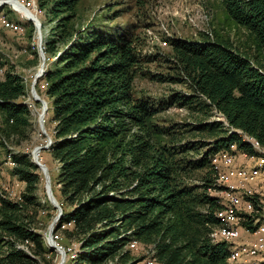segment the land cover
Masks as SVG:
<instances>
[{"label": "trees", "instance_id": "trees-1", "mask_svg": "<svg viewBox=\"0 0 264 264\" xmlns=\"http://www.w3.org/2000/svg\"><path fill=\"white\" fill-rule=\"evenodd\" d=\"M78 1L35 0L39 11L57 20L43 45L46 57L63 43L35 87L53 123L48 151L58 165L56 189L51 182L62 208L53 232L72 223L60 232L76 244V257L65 264H104L115 256L120 264H136L128 248L133 241L152 245L158 264H229L228 246L210 239L222 209L206 191L218 188L210 159L233 148L255 154L246 137L264 149V0H227L224 6L249 34L252 54L206 35L169 40L163 59L172 74L145 75L184 83L189 93L160 98L134 94L141 64L155 56H140L129 35H109L97 25L69 30ZM25 95L23 78L5 69L0 132L7 138L30 127ZM174 105L193 121L158 119ZM213 114L223 120H212ZM11 157V173L25 186L18 200L0 193V264H41L44 240L26 210L40 205L35 192L42 177L28 153ZM196 169L205 170L199 182L186 180ZM247 218L246 228L255 230L254 219Z\"/></svg>", "mask_w": 264, "mask_h": 264}, {"label": "rangeland", "instance_id": "rangeland-1", "mask_svg": "<svg viewBox=\"0 0 264 264\" xmlns=\"http://www.w3.org/2000/svg\"><path fill=\"white\" fill-rule=\"evenodd\" d=\"M19 1L31 12L29 13L24 6H21L15 0H6L4 4L0 2V74H3L5 69L12 68L23 78L26 85V95L23 97V101L31 111V124L25 133H15L9 138L0 132V190L4 189L5 192L2 193H5L12 200H18L24 191L25 183L20 182L19 178H12L11 176V169L14 166L11 154L28 153L33 162L36 159L42 167L45 166L46 172L43 168L38 167L42 183L39 184L35 194L40 205H29L26 212L34 215L36 227L34 229L42 235L44 240L43 247L46 261H41V264H53V262L54 264H65L66 259L72 260L76 257V244L72 243L73 239L69 236H64L65 233L60 232L61 230L58 232L52 231V238L56 242V246L53 245L54 242L49 236L48 230L51 227L49 228L48 225L56 214L57 208L50 196L47 183H50L51 189V181H53L55 189L58 186L54 181L58 165L52 159L48 149L40 148L36 152L39 146L45 145L48 138H51L53 123L50 120L51 114L47 112L48 102L39 96L35 87L38 78L43 76L48 67L51 68V63L55 59L54 56L63 48V43H57V52L46 57L43 45L45 40L53 36L52 33L56 30L57 20L39 11L35 0ZM226 1L79 0L74 7V17L67 25L69 30L82 29L87 25H97L98 29L109 35H114L117 32L129 35L134 39L140 56H155L152 60L141 64L133 83L134 94L160 98L173 92L189 93L184 83L175 81L159 82L145 75V72L161 75L172 74L171 63L163 58L170 52L169 40L173 38L195 41L206 35L210 39L228 40L238 51L252 54V40L247 31L226 14L224 7ZM4 20L7 22L4 23ZM36 20L39 21L40 28ZM31 28L34 29L32 33H30ZM39 31L41 32L40 39ZM39 41H41L40 45ZM39 49H41L44 58L41 56ZM33 52L36 53V56ZM36 57L38 58L37 65L34 62ZM40 68H43L44 71L40 77L36 78L34 90L47 105V110L43 116L45 133H43L37 121L39 114L42 112V104L36 100L31 87L34 74ZM40 90L44 91V88L40 87ZM36 102H39L40 105H36ZM157 117L161 121L167 119V121L173 120L177 123H191L193 121L192 115L185 108L177 105L167 107ZM211 119L223 120L221 116L215 114L212 115ZM246 140L249 142L250 138L246 137ZM235 151L234 148L228 153L237 155L235 162L237 169L251 164L247 158H244V162L240 164L239 153ZM215 155L210 159L211 166H216L223 172H230L235 181L237 178L236 170L225 168L220 163L213 164L212 160ZM204 171V169H196L191 172L186 180L197 183ZM47 175L49 181L46 180ZM210 178L214 180L211 175ZM206 191L212 195V190L207 189ZM55 192L57 193L56 190ZM52 194L57 200L53 190ZM54 225L55 223L53 228ZM128 248L133 249L132 254L137 260L136 264H158L154 258L152 245H144L139 241L138 243L133 241L129 243ZM63 249L71 253H64V260L61 263L60 256ZM67 264L75 263L69 262ZM104 264L120 263L117 256H115L107 259Z\"/></svg>", "mask_w": 264, "mask_h": 264}, {"label": "bare ground", "instance_id": "bare-ground-1", "mask_svg": "<svg viewBox=\"0 0 264 264\" xmlns=\"http://www.w3.org/2000/svg\"><path fill=\"white\" fill-rule=\"evenodd\" d=\"M28 12L30 9H25ZM30 13V12H29ZM4 23L7 21L4 20ZM249 139V138H248ZM252 146L255 154L249 155L247 153H242V156L249 159L252 163L254 160L256 164H252V171H256L258 177H264V149L256 142L253 138H250L249 141ZM40 148L36 149V152L39 151ZM35 152V155L37 154ZM239 156V155H238ZM237 155L229 154L228 152L222 151L215 155L212 162L213 164H222L225 168L235 169L237 172V176L239 173H246V167H242L237 169L236 162ZM34 163L44 169L46 172V168L42 167L41 164L35 159ZM12 164L15 165V162L12 161ZM11 164V165H12ZM216 167V166H215ZM217 173V189L212 190V195L218 200V203L222 207L217 213L216 217L220 221V225L211 229L210 239L212 242H223L228 247V263L229 264H253V262H246V250L242 244L238 243L236 240H232L233 231H235V220L234 217L230 213V204L229 198L234 203H241L245 201V193L243 188H236L234 180L230 172H223L216 167ZM48 188V186H47ZM51 188V186H50ZM52 191V189H51ZM5 192V191H2ZM2 192H0L2 194ZM50 192V191H49ZM53 195V194H52ZM55 204V203H54ZM259 207V200H252L247 203V216H244L242 222V231H257L261 228V221L254 220L255 230H251L246 228L245 224L248 221L247 217H252L254 219V215H256V209ZM72 223H66L61 226V230L66 227L71 226ZM262 225H264V218H262ZM60 246V245H59ZM22 247V246H21ZM71 253V252H64ZM64 264V263H62Z\"/></svg>", "mask_w": 264, "mask_h": 264}, {"label": "built area", "instance_id": "built-area-1", "mask_svg": "<svg viewBox=\"0 0 264 264\" xmlns=\"http://www.w3.org/2000/svg\"><path fill=\"white\" fill-rule=\"evenodd\" d=\"M252 164H256L255 160L251 164H247L246 173H239L234 181L236 188H243L245 201L234 203L231 197L229 198L230 213L235 220L232 240H236L245 247L246 262L264 264V225H262V218H264V177H258L256 171H252ZM252 200H259V207L256 209L254 220L261 221V228L257 231H242L244 216L248 215L247 203ZM63 251L69 252L64 249Z\"/></svg>", "mask_w": 264, "mask_h": 264}, {"label": "water", "instance_id": "water-1", "mask_svg": "<svg viewBox=\"0 0 264 264\" xmlns=\"http://www.w3.org/2000/svg\"><path fill=\"white\" fill-rule=\"evenodd\" d=\"M18 4H20L21 6H24V8L25 9H28L22 2H20L19 0H15ZM0 2L2 3V4H4V3H6V0H0ZM29 12H31V11H29ZM36 22H37V25H38V27L40 28V23H39V21H37L36 20ZM39 33V39H40V34H41V32L39 31L38 32ZM40 42L41 41H39V45H40ZM39 51H40V53H41V49H39ZM41 56L43 57V54L41 53ZM44 58V57H43ZM43 68H40L39 69V71L36 73V74H34V77H33V80H32V83H31V87H32V90H33V92H34V94H35V96H36V100L37 101H40V103L42 104V112L39 114V116H38V123H39V125L41 126V129L43 130V133H45L44 132V125H43V122H44V119H43V116H44V114H45V111L47 110V105H46V102L44 101V100H41L40 99V97L35 93V90H34V84H35V81H36V78H38V77H40L41 76V74L43 73ZM51 145V138H48V140H47V142H46V144L45 145H43V146H39V148H41V149H48L49 148V146ZM42 166V165H41ZM44 168H45V166H44ZM48 175H47V181H49L48 180ZM47 186H48V190L50 191V196H51V198L54 200V203H55V207L57 208V212H56V214L54 215V217L52 218V221L50 222V224L48 225V227L50 228V230H48L49 231V236H50V238H51V240H53V238H52V231H53V224L54 223H56L57 222V220L61 217V215H62V208H61V206H60V204H58V201L54 198V196L52 195V191H51V188H50V183L48 182L47 183ZM53 242H54V246H56V242L53 240ZM64 251H61V256H60V261H61V263H62V261L64 260Z\"/></svg>", "mask_w": 264, "mask_h": 264}, {"label": "crops", "instance_id": "crops-1", "mask_svg": "<svg viewBox=\"0 0 264 264\" xmlns=\"http://www.w3.org/2000/svg\"><path fill=\"white\" fill-rule=\"evenodd\" d=\"M233 149H234V148H233ZM238 155H239V158H238V159L240 160V164H242V163L244 162V158H245V157L242 156V153H239ZM245 163H246V161H245ZM11 176H12V178H13V177L16 178V177L13 176V175H11Z\"/></svg>", "mask_w": 264, "mask_h": 264}]
</instances>
